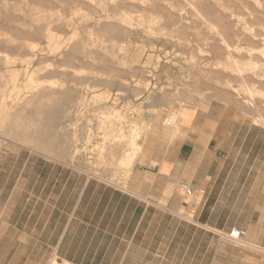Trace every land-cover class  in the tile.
Instances as JSON below:
<instances>
[{
  "label": "rangeland",
  "instance_id": "374dc122",
  "mask_svg": "<svg viewBox=\"0 0 264 264\" xmlns=\"http://www.w3.org/2000/svg\"><path fill=\"white\" fill-rule=\"evenodd\" d=\"M177 154L209 181L198 219L156 200ZM0 187L51 226L37 264H254L264 0H0Z\"/></svg>",
  "mask_w": 264,
  "mask_h": 264
},
{
  "label": "crops",
  "instance_id": "0c3cea01",
  "mask_svg": "<svg viewBox=\"0 0 264 264\" xmlns=\"http://www.w3.org/2000/svg\"><path fill=\"white\" fill-rule=\"evenodd\" d=\"M148 169L155 171V177L161 179L162 183L160 184V187H158L156 200L163 208L178 215L182 214L189 218H199L204 206L201 205L199 206L200 208L194 206L197 203L196 197L203 195L204 193L206 194L209 181L207 177H205L206 174L200 173V182H195L199 168L195 163H191V158L186 161L181 159L177 154V156L175 155L174 158L167 163H157L156 166H153V169L150 167ZM183 169L188 170L189 174L186 178L183 176ZM181 183H185L190 188V194L185 193L181 189ZM151 187L152 184L150 185V188ZM146 188L148 189L149 185ZM11 201L12 194L7 195L5 198L4 188L0 187V264H37L36 262L31 261L37 257V252H43L42 254H39V259L45 258L46 250L49 251L47 257L51 256V226L49 225V222L45 221L43 223L42 232L37 236L35 232L37 225L36 220L34 221L30 218L21 220L19 215L15 219H9V217L5 215V210L8 203ZM26 201L29 202L30 200ZM204 224L209 225V223ZM233 226L243 229L236 224H232L229 229ZM258 226L260 225H257V227ZM28 227H31L32 229H26ZM248 227L249 225L246 226L247 229H249ZM66 229L67 224L64 225L63 230L60 232V238L58 240L61 241ZM246 234L241 239H244ZM224 238L227 241H231L227 239L225 235ZM248 242L257 244L254 245L256 248L251 251L253 253L251 258L255 261L254 264H264V245H262L264 243V235L260 234L259 236H255L247 241V243Z\"/></svg>",
  "mask_w": 264,
  "mask_h": 264
},
{
  "label": "built area",
  "instance_id": "2783aa9c",
  "mask_svg": "<svg viewBox=\"0 0 264 264\" xmlns=\"http://www.w3.org/2000/svg\"><path fill=\"white\" fill-rule=\"evenodd\" d=\"M180 187L185 193H191L190 188L185 183H181ZM245 234V230L233 226L226 232L225 237L231 241H239Z\"/></svg>",
  "mask_w": 264,
  "mask_h": 264
},
{
  "label": "bare ground",
  "instance_id": "6f19581e",
  "mask_svg": "<svg viewBox=\"0 0 264 264\" xmlns=\"http://www.w3.org/2000/svg\"><path fill=\"white\" fill-rule=\"evenodd\" d=\"M191 9V8H190ZM227 46V45H226ZM228 50V49H227ZM168 123V122H167ZM57 262V261H56ZM60 263V262H59ZM63 263V262H62Z\"/></svg>",
  "mask_w": 264,
  "mask_h": 264
}]
</instances>
